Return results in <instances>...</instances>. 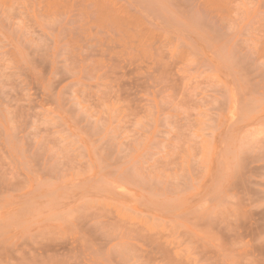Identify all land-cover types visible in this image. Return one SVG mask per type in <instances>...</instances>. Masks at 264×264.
Listing matches in <instances>:
<instances>
[{"label":"rangeland","instance_id":"1","mask_svg":"<svg viewBox=\"0 0 264 264\" xmlns=\"http://www.w3.org/2000/svg\"><path fill=\"white\" fill-rule=\"evenodd\" d=\"M0 264H264V0H0Z\"/></svg>","mask_w":264,"mask_h":264}]
</instances>
